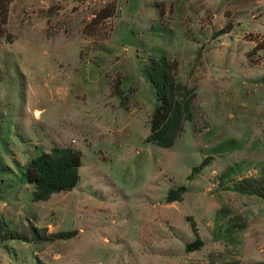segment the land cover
<instances>
[{
	"label": "rangeland",
	"instance_id": "1",
	"mask_svg": "<svg viewBox=\"0 0 264 264\" xmlns=\"http://www.w3.org/2000/svg\"><path fill=\"white\" fill-rule=\"evenodd\" d=\"M3 1L0 264H264V0H116L91 30L113 0ZM162 58L195 95L170 148L146 141ZM54 148L80 180L34 201L27 168Z\"/></svg>",
	"mask_w": 264,
	"mask_h": 264
},
{
	"label": "trees",
	"instance_id": "2",
	"mask_svg": "<svg viewBox=\"0 0 264 264\" xmlns=\"http://www.w3.org/2000/svg\"><path fill=\"white\" fill-rule=\"evenodd\" d=\"M2 1L0 0V4L3 3V5H0V9L3 6L4 9L1 13L3 18L7 15V7L6 2ZM116 6V0L106 3L102 9L95 13L94 19L86 27V30L94 29V26H99L110 20L116 13ZM5 19L3 22H5ZM257 48L264 49V44L258 45ZM146 72L161 101V104L152 113L150 131L146 141L161 148H170L183 132L185 124L191 121V106L195 95L177 80V65L170 63L165 58L151 59ZM81 160V153L71 148H54L51 153L42 154L34 159L27 168L28 176L35 184L33 200L45 201L53 194L75 189L80 180ZM203 166H206L205 162L202 164ZM198 172L199 169H194L190 179ZM248 187L246 189L253 191L252 193H257V191L255 192L252 188L250 190ZM179 191L185 193L186 188L181 187ZM175 195L176 191L170 190L166 199L167 202L178 201L181 196ZM259 195L264 197L262 194ZM192 229L197 240L187 245V251H195L202 244L193 220ZM29 232L32 237L39 238L35 228H32ZM74 236H76V232L53 234L49 238L51 240L71 239ZM10 238H15L13 233H11Z\"/></svg>",
	"mask_w": 264,
	"mask_h": 264
}]
</instances>
